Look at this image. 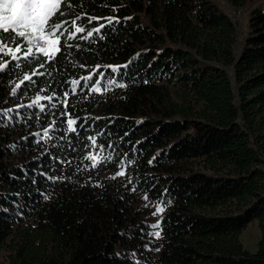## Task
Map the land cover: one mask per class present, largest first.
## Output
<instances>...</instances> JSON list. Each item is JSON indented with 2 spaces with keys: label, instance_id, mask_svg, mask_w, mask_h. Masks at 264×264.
Instances as JSON below:
<instances>
[{
  "label": "trees",
  "instance_id": "trees-1",
  "mask_svg": "<svg viewBox=\"0 0 264 264\" xmlns=\"http://www.w3.org/2000/svg\"><path fill=\"white\" fill-rule=\"evenodd\" d=\"M70 2L54 20L74 32L78 15L85 31L65 32L60 53L26 56L18 39L24 52L0 58L9 263L264 264V8L238 49L214 0ZM88 137L114 159L91 169ZM251 221L254 251L240 239Z\"/></svg>",
  "mask_w": 264,
  "mask_h": 264
},
{
  "label": "snow or ice",
  "instance_id": "snow-or-ice-1",
  "mask_svg": "<svg viewBox=\"0 0 264 264\" xmlns=\"http://www.w3.org/2000/svg\"><path fill=\"white\" fill-rule=\"evenodd\" d=\"M64 7L71 8L73 5L70 0H0V32L8 33L11 31L13 33L11 37L0 35V54H10L12 59L15 60L17 58L16 53L23 50L21 45L17 43V40L22 39L27 44L26 56L31 55L35 48L44 57L49 59L55 57L57 53L61 52V37L65 36V32H67V39L70 40L76 33H83L85 31L83 27L77 26L76 22L80 19L78 15L71 21V27H74V32L64 29V25L69 24V21L64 20L61 22L54 20L57 14L61 17L65 15L62 10ZM95 19L100 18L89 17L90 21ZM106 19L111 23L112 18ZM102 27L104 25L100 26V28ZM100 28H95L93 31L98 33ZM92 34L91 31L87 33L88 36ZM9 45H15V47L13 48ZM41 67H43V64H41ZM100 75L103 76V73H100ZM24 79L29 80L30 77L25 76ZM86 79H90V77ZM73 83L78 84L79 81H73ZM96 83L99 84V81ZM111 83L116 84L115 81ZM116 86L121 88L126 87L124 84H116ZM93 91H99V88H94ZM67 123L68 130L75 132L76 129L73 128V125L76 124V120L69 119ZM88 139L91 141L89 147L90 149H94V151H89L84 159L89 161L91 169H96L101 164H106L114 159L111 152H109V149L112 147L111 145L105 147L102 144H98L95 137H88ZM125 175L126 173L121 170L116 172L111 179ZM99 186L97 185V187ZM132 191H135V188ZM143 199L147 201L149 197L144 195ZM145 206L147 207V205ZM163 211L164 208L157 205L153 215H158L163 213ZM152 227L159 228V221L153 224ZM153 235L159 238L160 232L157 231Z\"/></svg>",
  "mask_w": 264,
  "mask_h": 264
},
{
  "label": "rangeland",
  "instance_id": "rangeland-1",
  "mask_svg": "<svg viewBox=\"0 0 264 264\" xmlns=\"http://www.w3.org/2000/svg\"><path fill=\"white\" fill-rule=\"evenodd\" d=\"M214 1L219 5V7L223 11H225L229 15V17L235 23V26L237 29V35H238L237 48L239 49V47L242 44L243 36L246 34L248 30L247 24H248L249 13L255 7L264 8V0H250L245 5L239 6V7L233 6L227 0H214ZM9 46L13 47L12 45H9ZM23 52L24 51L22 50L21 52L16 53V56H19V54ZM1 57L2 58L11 57L12 58L10 54L9 55L0 54V58ZM42 95H37L34 101L35 102L41 101L43 97ZM259 235L260 233H259L257 221H251L250 223L246 225V227L241 232L240 239L245 248H247L250 251H254L256 249V243L259 239ZM0 264H10L8 253L5 250H0Z\"/></svg>",
  "mask_w": 264,
  "mask_h": 264
}]
</instances>
